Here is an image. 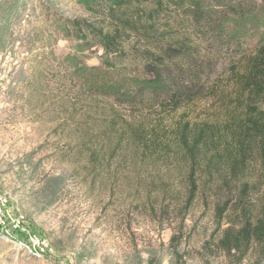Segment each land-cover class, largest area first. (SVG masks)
<instances>
[{
	"label": "rangeland",
	"instance_id": "1",
	"mask_svg": "<svg viewBox=\"0 0 264 264\" xmlns=\"http://www.w3.org/2000/svg\"><path fill=\"white\" fill-rule=\"evenodd\" d=\"M164 1L187 15L161 18L190 49L133 34L110 70L99 39L59 23L96 22L90 0H0V264H233L219 240L260 211L257 141L209 166L201 159L186 202L189 167L167 135L183 121L222 130L247 104L264 110V93L239 96L237 83L264 42L262 2ZM171 92L191 100L160 109ZM142 130L167 146L141 145ZM241 264H264L260 247Z\"/></svg>",
	"mask_w": 264,
	"mask_h": 264
},
{
	"label": "trees",
	"instance_id": "2",
	"mask_svg": "<svg viewBox=\"0 0 264 264\" xmlns=\"http://www.w3.org/2000/svg\"><path fill=\"white\" fill-rule=\"evenodd\" d=\"M90 1L94 17L97 19L96 22L87 23L86 20L74 19L69 21L59 18V23L66 27H71L69 24H72L80 38L85 40L88 37L99 39L103 49L99 56L100 60L110 70H114L116 66L115 60L112 59L122 58L125 55L124 43L130 40V36L133 34L139 41L145 43H168L172 48L182 52L186 51L185 49H190L188 46L191 43L190 40L176 37L182 29L168 28L169 24L161 18L162 13H165L169 19L172 16L185 18L187 15L170 11L171 7L164 0H153L154 7L149 6L151 0ZM261 2V9L264 10V0ZM48 18H51V15ZM183 21L180 20V22ZM196 33H199V30H196ZM239 73L237 78L240 87L239 96L245 93L250 98L264 93V42L245 60L243 70ZM44 75L45 70H40L38 77L42 78ZM77 88L76 95L83 94L81 87ZM164 98L158 104L160 109H166L167 106L175 109L191 100L189 96L175 92H171L168 97ZM76 101L79 103L81 99H76ZM254 107V104H247L243 116L238 120L234 118L228 122V125L225 124L222 130H219L218 126L214 124L192 125L183 121L178 127L172 129L171 136L167 135L173 140L189 167L186 202L193 200L197 193L194 175L195 168L199 166L201 159L205 158L206 164L209 166L214 163V159H221L222 152L225 150L229 155L235 157L245 151L243 146V139L245 138L257 141L260 161L264 167V110H256ZM110 132L116 136L115 146H119L125 140V137L120 135V132L118 133L117 126H111ZM155 133V131L142 130L135 137L143 146H146L148 141L167 146V140L160 141L159 137H155ZM228 137H230L229 139L236 138L237 146L227 142L229 141ZM89 157L93 163H101L103 160L100 152L95 150L90 152ZM246 194L245 186L239 201L245 202ZM260 200V211L256 217L248 218L247 216L239 227L235 228L228 225L222 230L219 247L224 254L230 257L233 264H241L252 245L260 247L264 256V183Z\"/></svg>",
	"mask_w": 264,
	"mask_h": 264
}]
</instances>
